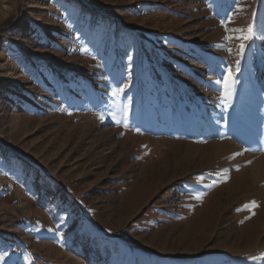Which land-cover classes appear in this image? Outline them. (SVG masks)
<instances>
[{"label":"rangeland","instance_id":"obj_1","mask_svg":"<svg viewBox=\"0 0 264 264\" xmlns=\"http://www.w3.org/2000/svg\"><path fill=\"white\" fill-rule=\"evenodd\" d=\"M261 254L264 0H0V264Z\"/></svg>","mask_w":264,"mask_h":264},{"label":"snow or ice","instance_id":"obj_2","mask_svg":"<svg viewBox=\"0 0 264 264\" xmlns=\"http://www.w3.org/2000/svg\"><path fill=\"white\" fill-rule=\"evenodd\" d=\"M225 30L227 31V28L225 27ZM252 29H251V26L249 27L248 29V32H249V35H245L243 37H237V39H243V40H251L252 39V36L250 35ZM224 39H232V37H224ZM244 47L245 45L244 44H241L240 45V53L242 54L243 51H244ZM228 51H231V49H229ZM129 59H131V57H129ZM239 64V61H237V65ZM226 71L228 72V75L225 76L222 80H217L215 81L216 84H223L224 85V92H225V97H229L231 96V93H232V86L234 84V79H233V76L231 74V69L228 68L226 69ZM120 91H122V89H120ZM116 93H113V95H115ZM241 153H237V155H240ZM252 207L256 206L255 205V202L252 203L251 205ZM250 207L249 205H246L245 208H248ZM262 256H264V254H261Z\"/></svg>","mask_w":264,"mask_h":264}]
</instances>
